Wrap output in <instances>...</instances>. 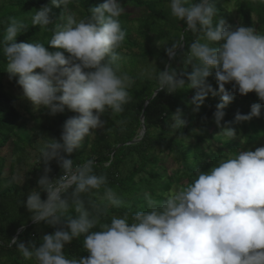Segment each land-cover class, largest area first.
<instances>
[{
    "label": "clouds",
    "instance_id": "9594fccd",
    "mask_svg": "<svg viewBox=\"0 0 264 264\" xmlns=\"http://www.w3.org/2000/svg\"><path fill=\"white\" fill-rule=\"evenodd\" d=\"M74 2L78 0H50L31 15L32 26L44 31L55 26L48 41L55 51L41 42H16L29 27L22 17L10 16L0 38L9 78L18 77L23 97L34 108L43 107L51 116L65 109L78 114L65 121L59 140L47 138L40 147L44 174L37 181L38 190L29 192L25 202L33 223L44 222L57 230L45 234L38 245L15 237L11 244L34 264H264V146L238 151L207 172L197 169L191 184L159 202L147 197L148 210L131 217L113 215L110 223H103L107 207L85 199L103 189L107 205H125L108 186L107 177L95 174L94 158L74 164L69 157L95 137V130L104 128L101 116L106 111L114 115L125 111L134 80L121 70L119 50L126 33L120 0H104L79 21L66 15L54 23L52 9ZM250 2L264 5V0ZM167 6L196 38L189 45L185 68L178 71L169 64L158 72L153 96L161 90L173 94L193 89L194 112L209 94L219 96L213 113L219 135L237 138L232 125L260 118L261 104H252L247 114L237 112L233 121L222 124L224 109L234 99L225 85L231 83L241 96L254 92L264 102V33L227 24L217 16L214 0H168ZM182 45L178 41L166 48L169 60ZM188 66L190 72L185 70ZM213 73L216 89L207 82ZM182 116L177 109L170 117L168 127L176 133L185 126ZM180 137L186 143L191 139L182 133ZM53 160L62 169L57 180L48 175ZM42 192L46 199H41ZM97 227L99 231H93ZM81 238L88 256L68 258L65 245Z\"/></svg>",
    "mask_w": 264,
    "mask_h": 264
},
{
    "label": "trees",
    "instance_id": "16d2710c",
    "mask_svg": "<svg viewBox=\"0 0 264 264\" xmlns=\"http://www.w3.org/2000/svg\"><path fill=\"white\" fill-rule=\"evenodd\" d=\"M214 2L217 16L227 24L254 27L264 33V5H253L250 0ZM102 3L104 0H78L67 7L60 5L52 9V18L58 23L63 16L72 14L79 21L89 14L88 9ZM120 3L125 9L120 22L126 39L119 51L127 59L121 70L134 80L128 89L131 100L121 114L106 111L101 116L104 128L95 130V137L86 139L84 146L69 157L74 164L94 158L95 174L105 175L108 186L123 197L125 205L118 208L102 200L103 189L85 197L87 201L107 207L103 223H110L113 215L128 213L131 217L138 211L148 210L147 197L162 201L173 190L191 184L198 175L197 169L207 172L238 151H255L264 146V102L259 101L254 92L241 96L238 89L233 91L231 83L225 85L234 99L224 109L222 124L233 121L237 112L247 114L252 104H261L260 118L232 125L238 132L233 140L219 135L220 129L214 123L213 113L220 102L219 96L209 94L196 112L191 104L193 89L173 94L161 90L154 97L159 71L169 64L178 71L186 67L184 60L195 34L185 31L184 22L171 16L168 0H120ZM49 4L50 0H0V38L10 16L22 17L29 27L17 36L16 42H41L49 51H55L48 46L51 29L55 26L44 31L38 25H31L33 12ZM178 41L183 45L177 48L175 59L169 60L166 48ZM6 67L7 60L0 54V264H34L22 257L11 240L15 237L25 244L35 242L38 245L45 234L57 230L44 222L32 223L25 202L29 192L38 190L37 181L44 174L40 147L47 138L59 140L65 121L78 114L65 109L55 116L47 112L24 117L16 110L18 97L11 91L12 85L18 86L17 79L9 78ZM140 68L145 69L138 72ZM185 70L190 72L191 66ZM214 75L207 82L216 89ZM177 109L186 121L179 133L168 127ZM141 115L144 134L139 141L131 143L139 139ZM181 133L191 138L189 143L180 137ZM48 167L50 180L61 177L62 169L55 160L50 161ZM41 199H46V193H41ZM21 228L24 230L18 234ZM63 251L68 258L88 256L82 238L65 245Z\"/></svg>",
    "mask_w": 264,
    "mask_h": 264
},
{
    "label": "rangeland",
    "instance_id": "374dc122",
    "mask_svg": "<svg viewBox=\"0 0 264 264\" xmlns=\"http://www.w3.org/2000/svg\"><path fill=\"white\" fill-rule=\"evenodd\" d=\"M67 15H72V14H67ZM65 16H63V17H65ZM61 22H62V19L60 18L59 21H58V23H61ZM233 23L235 24V26L238 25V21L235 18H234ZM126 60L127 59L123 57L122 67H123V65L125 63L124 61H126ZM144 69L145 68H140L138 70V72H141ZM14 78L18 79V77H14ZM3 83L6 84L7 81L4 80ZM11 91H12V93L14 95H16L18 97V101L15 104V108L24 117L29 118L31 115H37L39 113H47L48 112V110L45 109V108H43V107H40L39 109L34 108V106L32 105V103L23 97L22 90L20 89V87L15 86V85H12L11 86ZM72 117H74V116H72ZM211 145L214 146L215 143H211ZM171 172H172V170L171 171H168L167 173H171Z\"/></svg>",
    "mask_w": 264,
    "mask_h": 264
},
{
    "label": "water",
    "instance_id": "95a60500",
    "mask_svg": "<svg viewBox=\"0 0 264 264\" xmlns=\"http://www.w3.org/2000/svg\"><path fill=\"white\" fill-rule=\"evenodd\" d=\"M148 102H146V104H147ZM145 104V105H146ZM140 119H141V126H142V128H141V131L139 132V139H137V140H133L131 143H135V142H137V141H139L141 138H142V136H143V134H144V127H143V116L141 115V117H140ZM33 223V222H32ZM24 230V228H21V229H19L18 230V234L19 233H21V231H23Z\"/></svg>",
    "mask_w": 264,
    "mask_h": 264
}]
</instances>
